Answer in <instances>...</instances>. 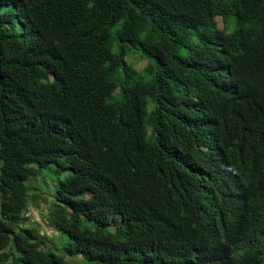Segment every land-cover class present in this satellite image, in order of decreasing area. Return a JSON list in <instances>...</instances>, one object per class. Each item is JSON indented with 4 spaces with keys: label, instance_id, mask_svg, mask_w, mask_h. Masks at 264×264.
<instances>
[{
    "label": "trees",
    "instance_id": "trees-1",
    "mask_svg": "<svg viewBox=\"0 0 264 264\" xmlns=\"http://www.w3.org/2000/svg\"><path fill=\"white\" fill-rule=\"evenodd\" d=\"M0 264H264V0H0Z\"/></svg>",
    "mask_w": 264,
    "mask_h": 264
},
{
    "label": "clouds",
    "instance_id": "clouds-1",
    "mask_svg": "<svg viewBox=\"0 0 264 264\" xmlns=\"http://www.w3.org/2000/svg\"><path fill=\"white\" fill-rule=\"evenodd\" d=\"M220 165H222L223 169L224 168H228V169H231L232 170V173H235V170L232 168V166L230 164H227L223 162V159L221 157V160H220ZM204 174H205V180L207 182V185H208V188L211 189L212 188V185L214 183V180L217 176V173H218V165L211 162L210 159L206 160V163H205V166H204ZM212 193L215 192V190H211ZM230 206V210L233 209V204H229ZM220 215V219H218V222H219V225L222 226H227L230 221H231V216L227 217L226 215V212L224 210L221 211V213L219 214L218 213V216ZM194 217H196L194 215Z\"/></svg>",
    "mask_w": 264,
    "mask_h": 264
},
{
    "label": "rangeland",
    "instance_id": "rangeland-1",
    "mask_svg": "<svg viewBox=\"0 0 264 264\" xmlns=\"http://www.w3.org/2000/svg\"><path fill=\"white\" fill-rule=\"evenodd\" d=\"M44 207V205H43ZM40 210H38L37 208H34V207H31L30 208V214L32 215L33 219L40 222L41 223V231L42 232H46L48 234H51V230L50 228L45 224L44 220H43V217L41 216ZM66 242V236L62 233H60L58 236H57V244L59 247H62L64 246Z\"/></svg>",
    "mask_w": 264,
    "mask_h": 264
}]
</instances>
